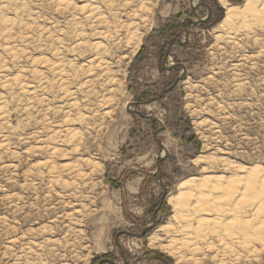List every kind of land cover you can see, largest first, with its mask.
<instances>
[{"label": "rangeland", "instance_id": "rangeland-1", "mask_svg": "<svg viewBox=\"0 0 264 264\" xmlns=\"http://www.w3.org/2000/svg\"><path fill=\"white\" fill-rule=\"evenodd\" d=\"M4 1L0 264H15L23 246L46 238L52 242L42 254L46 264H176L149 248L147 236L170 218L166 203L178 183L204 175L206 164H196V157L217 159L208 164L214 175L232 171L219 159L264 168V21L247 19L215 37L212 29L224 17L218 0H153L139 49L126 61L112 102L100 104L95 87L96 97L79 101L85 118L74 112L72 132L58 138L54 127L62 116L55 106L63 101L55 88L43 90V78H51L47 69L71 59V31L82 20L84 0ZM201 3L209 7L208 19ZM174 25L180 27L171 30L173 39L160 55L163 43L157 49L152 32ZM197 122L205 139L196 134ZM75 166L84 176L74 180L68 172ZM71 189L79 196L82 223H52L68 211L63 205ZM147 226L153 227L138 238ZM198 258V264H264V248L237 247L231 257L204 250Z\"/></svg>", "mask_w": 264, "mask_h": 264}, {"label": "bare ground", "instance_id": "bare-ground-1", "mask_svg": "<svg viewBox=\"0 0 264 264\" xmlns=\"http://www.w3.org/2000/svg\"><path fill=\"white\" fill-rule=\"evenodd\" d=\"M218 3L224 10V17L212 29L215 37L231 31L236 24L244 26L245 21H249L247 19L253 21L260 18V21H264V0H244L241 5L230 4L227 0H218ZM82 8V20H77L75 31H71L74 39V45L69 48L71 59L67 62L61 60L47 69L51 78H43V90L55 88V96L58 94L63 101L60 107L55 106V114L62 116L54 127L58 138L61 133L67 135L72 132L69 126L73 122L74 112L79 116L77 118H82L81 121L85 118L84 113H79V101H90L95 87L102 93L100 104L112 102L126 61L139 49L146 22L153 14V0H84ZM3 21L6 22L5 19ZM5 49L8 51L9 47ZM51 81L53 83H49ZM54 90L51 92L54 93ZM194 126L196 134L202 138L200 122ZM68 138L71 139L70 135ZM52 149L55 151V148ZM219 160L224 170H232L230 175L210 174L214 171L209 169L214 167L208 164H216L217 159L196 157V164H206L203 167L204 175L178 183L176 192L167 199L171 208L170 218L147 236L149 248L175 258L176 264H198V256L204 250L216 256L223 254L231 257L237 247L250 250L258 244L264 248V168ZM68 175L74 180L84 176L77 167L70 169ZM65 196L69 201L63 206L68 211L52 223L65 220L71 226L81 224V216L78 215L81 211H78L76 203L78 194L71 189ZM76 215L80 219H76ZM49 240L46 238L41 243L23 246L15 264H46L42 254L46 246L52 243Z\"/></svg>", "mask_w": 264, "mask_h": 264}, {"label": "trees", "instance_id": "trees-1", "mask_svg": "<svg viewBox=\"0 0 264 264\" xmlns=\"http://www.w3.org/2000/svg\"><path fill=\"white\" fill-rule=\"evenodd\" d=\"M221 7V6H220ZM222 8V7H221ZM223 9V8H222ZM175 26H177V25H174L173 27H170L169 26V28H170V30H168V28L165 26L164 28H165V30L164 31H162V32H157V31H153L152 33H156L154 36H155V41L157 42L156 43V45H155V47H157V49L159 48L158 46L160 45V43H163L162 44V46H161V48H160V50H159V53H160V55H162V53H163V51L166 49V46L165 45H167L166 43L167 42H170L172 39H173V33H172V31L171 30H174V31H176V28L178 27H180V25H178L177 27H175ZM140 53H141V51L139 52V54L136 56V58L135 59H137L138 58V56L140 55ZM147 93H149V92H144L142 95H141V99L142 98H146V96H147ZM167 204V203H166ZM167 206H168V204H167ZM148 231H150V230H148Z\"/></svg>", "mask_w": 264, "mask_h": 264}, {"label": "water", "instance_id": "water-1", "mask_svg": "<svg viewBox=\"0 0 264 264\" xmlns=\"http://www.w3.org/2000/svg\"><path fill=\"white\" fill-rule=\"evenodd\" d=\"M200 6H205V8L207 9V11H208V15H207V17H206V19H208V17H209V7L207 6V5H205V4H203V3H201L200 4ZM188 21L190 22V23H192V24H196V25H199L200 23H202V22H204L205 21V19H202V20H200V21H197V22H193L192 20H190V19H188ZM168 51L164 54V57H163V64L165 65V61L167 60V58H168ZM179 79H181V78H179ZM177 82V81H176ZM175 82V83H176ZM131 105H133V104H131ZM131 105H128L127 107H126V110L127 111H129V112H132L133 113V111L130 109V106ZM136 112H134L133 114H135ZM166 155V154H165ZM164 158V156H160L159 158H158V161H160V160H162ZM153 226H147V227H145L142 231H141V233H139V234H137L136 236L138 237V238H142L145 234H146V232L148 231V230H150L151 228H152ZM106 262H108V263H110V264H115V263H113V262H110V261H106ZM127 262L126 261H124V264H126Z\"/></svg>", "mask_w": 264, "mask_h": 264}, {"label": "flooded vegetation", "instance_id": "flooded-vegetation-1", "mask_svg": "<svg viewBox=\"0 0 264 264\" xmlns=\"http://www.w3.org/2000/svg\"><path fill=\"white\" fill-rule=\"evenodd\" d=\"M105 261H107V260H105Z\"/></svg>", "mask_w": 264, "mask_h": 264}]
</instances>
